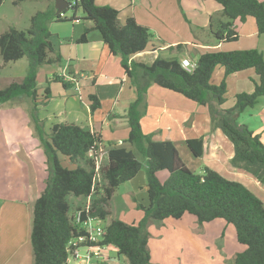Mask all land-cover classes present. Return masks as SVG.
Returning a JSON list of instances; mask_svg holds the SVG:
<instances>
[{
	"label": "trees",
	"instance_id": "trees-1",
	"mask_svg": "<svg viewBox=\"0 0 264 264\" xmlns=\"http://www.w3.org/2000/svg\"><path fill=\"white\" fill-rule=\"evenodd\" d=\"M29 0H16L15 4ZM73 12L71 19L66 12L57 14L55 0L46 11L35 13L27 30L11 27L0 35V55L4 64H11L27 57L29 68L20 82H12L0 89V106L20 104L25 100L31 105L30 118L36 137L44 148L48 178L46 187L33 206L31 246L33 264H65L69 257V243L85 232L74 224L70 198L85 202L77 209L83 210L90 199L91 215L105 225L102 245L114 246L118 255L129 264H152L149 247V227L168 219L180 220L185 215L197 219L200 227L216 220H223L235 229L236 238L244 250L238 253L233 264H264V201L244 184L229 180L208 167L201 174L191 171L179 156L171 141H154L142 129L141 121L148 111V92L152 85L177 93L209 111L213 129H220L234 146L233 167L251 175L264 186V144L261 136L248 126L239 123L247 109H254L264 97V54L258 49L217 51L199 56L196 67L186 70L178 57H158L152 64L132 58L149 48L154 35L149 28L134 18L125 24L119 20V11L109 6H98L96 0H66ZM222 7V20L212 35L218 44L237 42L239 33L236 22L245 23L249 18L256 22L257 33L264 35V2L259 0H214ZM4 0H0V8ZM82 19L90 22L79 43L87 42L91 31H99L104 44L113 56L120 57L122 68L136 98L130 103L126 119L130 129L124 145L109 146L107 161L97 168V153L103 145L99 134L75 124H56L50 133L39 117L40 106L51 97L50 83H62L65 89L73 84L55 76L47 81L43 95L38 88L37 74L45 65L61 64L63 59L55 51L50 25L74 21L79 11ZM184 45L175 48L182 52ZM218 67L224 69L219 84L212 79ZM253 70L257 76L254 90L236 96L235 106L224 109L227 99V77ZM92 112L101 108L96 95H89ZM195 158L204 155V139L186 142ZM93 153V157L89 154ZM60 155L75 168L62 166ZM141 158L143 160H141ZM145 168L149 205L137 203L144 213L138 224H128L108 218L109 202L116 190L133 180ZM167 171L169 178L162 183L158 173ZM100 181H96L97 175ZM87 215L84 213L83 219Z\"/></svg>",
	"mask_w": 264,
	"mask_h": 264
},
{
	"label": "crops",
	"instance_id": "crops-1",
	"mask_svg": "<svg viewBox=\"0 0 264 264\" xmlns=\"http://www.w3.org/2000/svg\"><path fill=\"white\" fill-rule=\"evenodd\" d=\"M32 1L41 2L42 0L25 2ZM259 1L264 2V0ZM22 3L15 5L18 6ZM135 3L136 1L131 0L130 6L127 7L128 4L123 0H96L98 6H109L117 9L121 24H125L128 18H134L140 25L150 29L154 38L149 48L132 58L136 62L145 64H152L158 57L167 59L178 57L177 50L170 49L171 47L184 45L185 48L182 51H185L191 44L188 36L194 22L193 18L196 20V23L194 22L196 27L211 30L212 25L215 29V24L223 19L222 7L214 0H146V8L134 6ZM46 4L47 10L52 7L53 0H47ZM72 17L67 18L71 19ZM82 17L76 14L77 19L74 21L56 22L50 25L54 49L62 56V63L64 60L66 63L64 67L60 66L61 63L45 65L39 69L37 82L38 88H41V90L39 89L40 95H43L46 88L42 84L47 83L55 76L63 77L66 81L71 82L73 87L65 89L62 83L51 81L50 84H58L61 88L55 87L54 89L50 85L51 97L47 100L46 105L40 106L39 117L44 121L47 133H50L56 124H75L89 128L102 138L103 145L99 157L102 154L107 156L109 146H127L125 141L128 139L130 129L126 114L130 103L136 98V93L130 86L122 68L120 57L110 53L99 31H91L87 36V42L79 43L85 27L91 25ZM235 28L239 33V39L234 44L229 43L228 49L224 48L225 44H218L215 40L210 39L204 43L208 46L202 45L201 48L204 52L210 48H216L219 51L258 49L264 54V35H258L254 19L249 18L245 23L236 22ZM197 53L202 54L198 51ZM200 55H198L197 60ZM180 60L192 64L197 62L188 57H182ZM11 64H4L0 55V75L1 70L6 69ZM224 72V69L221 68L217 80L220 83L224 78ZM249 78L251 80L257 79L254 71L252 75H249ZM156 87L158 86H151L148 92V111L141 121L143 131L152 135L154 141L168 140L173 142L180 157L182 156L181 152L184 151L185 155L192 161H197V163L199 161L204 165V168L208 167L229 180L244 184L264 201V186L251 175L242 173L232 166L231 160L235 155L234 146L220 129L212 128L208 109L198 104L193 106V102L182 95L160 87L158 88L161 90H158ZM252 89L253 87H251L250 93ZM83 92L87 95H84ZM89 95H96L101 102V108L95 112L90 109ZM5 106L10 109H3ZM20 106L26 108L27 116H22V113L18 112L17 109ZM0 109L5 111L0 112V166L5 161L6 155L12 154L18 156L21 162L28 163L29 167L33 168L35 175L38 174L33 183L27 181L21 188H18L16 183L11 182L8 176L1 175L0 172V264H33L30 239L33 206L46 187L45 181L48 175H43V173L48 174L46 156L44 152L39 150L41 144L31 122L30 103L24 101V103L15 105L6 104L0 106ZM18 125L19 128H16ZM16 129L20 130V135ZM195 138L204 139V155L198 159L192 155L186 145L188 140ZM60 157L64 156L60 155ZM89 157L91 158V154ZM64 158L69 161L66 157ZM37 160H40L38 165H43L44 168H38ZM141 173L143 170L127 183L133 186L138 178L140 185H143V190L147 193L146 174ZM159 173L157 175L161 182L164 178L167 180L166 176ZM28 174L32 177L31 168ZM116 194L117 190L107 207L110 212L107 222L120 220L113 208ZM133 201L137 209V203H139L137 198L134 197ZM141 204L149 205L148 195L147 202ZM77 208L75 207L74 210ZM187 217H190L188 223L185 224L188 225L185 237L187 234L190 236L187 243L200 251H206L212 247L209 256L219 259V262L207 259V264H233L235 256L244 250V246L238 243L237 238H235V242L228 240L226 232H234L235 229L233 230L225 221L216 220L207 223L203 226V231L198 228L197 219L192 215L188 216L187 214L182 219L175 221L181 223ZM170 220L172 219L166 221ZM166 221L158 230L159 232L162 230L164 233L158 236L159 240L152 239L149 241L152 264L181 263L179 256L171 255L172 250L168 249L167 239L172 235L173 238L176 237L180 240V244L185 243L184 239L182 236L179 239V236L175 235L176 229L173 232L169 231L170 229L166 228ZM211 226L212 229H210ZM210 231L218 232V235L208 237ZM162 249L164 253L160 252ZM110 258L112 260L107 264H124L121 262L116 249L110 251ZM124 259L127 261L126 258Z\"/></svg>",
	"mask_w": 264,
	"mask_h": 264
},
{
	"label": "rangeland",
	"instance_id": "rangeland-1",
	"mask_svg": "<svg viewBox=\"0 0 264 264\" xmlns=\"http://www.w3.org/2000/svg\"><path fill=\"white\" fill-rule=\"evenodd\" d=\"M126 4H128L127 7L130 6L131 4V0H123ZM136 1V3L134 4V6H139V7H143L146 8L147 7V3L146 0H134ZM16 0H4L3 5L0 8V35L5 33L6 31H8L9 28L11 27H16L19 30H27L30 27V20L31 17L39 12V11H45L46 7H47V0H42L41 2H37V1H32V2H25L22 3L18 6L15 5ZM137 4V5H136ZM139 10V9H138ZM79 16H83V12L80 10L77 13ZM66 16L67 17H72L73 16V12L72 11H67L66 12ZM193 21L196 23L195 18H193ZM194 22L192 23L190 32H189V36L188 39L190 41V45H188L187 49L185 51H182L180 53H178V58H182V57H188L189 59L193 60V61H197V57L198 52L202 53L204 52V50L201 48L202 45H207L208 44H204L206 43L207 40H215L214 36L211 33V29L207 28V29H201L199 27H196V25L194 24ZM215 26L217 27V24H215ZM216 29V28H215ZM214 29V30H215ZM56 43V40H54ZM234 44V43H232ZM229 44H225V49H228ZM206 52L204 53H210V52H217L219 51V49L216 48H210L208 50H205ZM203 54V53H202ZM65 60L62 63V67L65 66ZM59 66V67H60ZM28 68H29V60L27 57L23 58L21 61L15 63V64H11L9 67H7L4 70H1V75H0V89L4 88L7 86V84L11 81L13 82H20L22 81L27 73H28ZM220 69L221 67H218L215 71V73L218 74H214L213 77V84H219L220 82H218V77L220 75ZM253 74V71L248 70L244 73H239L237 75H232L227 77L226 79V85H227V94H226V103L224 105V109H231L235 106L236 103V96L238 94L241 93H250V89L251 87H253L252 91L254 90V81L255 80H251L249 78V75ZM10 84V83H9ZM44 87H47V83H43L42 84ZM52 88L55 89V87H60V85L58 84H50ZM154 86V85H152ZM158 90H161L160 88L156 87ZM39 89L41 90V88L39 87ZM55 90H53V93ZM84 95H87L85 92H83ZM26 101V100H25ZM28 102V101H27ZM24 103V102H23ZM193 106H196L197 104L192 103ZM3 109H10L8 106L3 107ZM3 109H0V112H5V111H1ZM26 108L23 106H20L17 110L18 112L22 115V116H27L26 114H28V111L25 110ZM11 115V114H10ZM13 115V114H12ZM29 118V115H28ZM239 123L242 125H246L249 127V129L251 131H253L255 134H258L261 136V141L264 144V97L261 99L260 103L254 108V109H247L240 117L239 119ZM19 128V125L16 127ZM18 135H20V130L16 129ZM1 135V133H0ZM39 150L44 152V148L40 145ZM11 153V152H10ZM182 156L180 157L183 162L186 164V166L194 171L197 174H201L202 170L204 169V165H202L199 161L197 163V161H192V159H189L184 151L181 152ZM60 161L63 167L68 168V169H73L75 168L73 166L72 163H70L69 161H67L64 157H60ZM141 160H143L141 158ZM197 160V159H196ZM40 162V160H37V166H39L38 168H44L43 165H38V163ZM106 163V156H104V158L102 159L101 164H105ZM36 168V166H34ZM32 170V177L29 176L28 171ZM0 172L1 175L4 176H8L10 181L13 183H16L18 188H21V186L24 184V182L27 181H31L33 183V181H35V178H37L38 174L35 175L33 168L29 167L28 163H23L20 161L18 156H13L12 154L10 155H6L5 157V161L1 164L0 166ZM242 172V171H241ZM143 173L145 174V168L143 169ZM141 173V174H143ZM244 173V172H242ZM159 174H163L164 176L167 177V180L169 178V174L167 171H162ZM246 174V173H245ZM43 175H48L43 173ZM101 178H98V181ZM163 179V178H162ZM166 178H164V180L162 181V183L166 182L167 180H165ZM140 179H136L135 183L133 184H129V183H125L123 185H121L118 189H117V194L114 200V212L115 214L119 217V219L125 223L128 224H138L140 223V221H142V219L144 218V213L140 210H137L135 208V202L133 201V198L136 197L137 201L139 203H146L147 202V193L143 190V185H140ZM45 185H46V181H45ZM70 202L72 203V209L74 210V208L77 206L79 207L80 205H82L85 200L83 199H79V200H74L73 198H70ZM71 215H73L71 213ZM191 216V215H188ZM188 219H190V217H187V219H185L184 221H182L181 223H177V221L175 220H170V221H166V228L170 229L169 231L173 232L174 229H176L175 235L179 236V239H184V242H182V244H180V240H178L176 237L173 238L172 235H170L168 237V249H171V255L173 256H179L181 259V263L180 264H207V259L213 261H217L219 262V259L217 258H212L211 256H209V254L212 252L211 249H213L212 247L208 248L206 251H200L199 249H194L193 245L188 244V239H189V234H187V238L185 237L186 234V228L188 227V225H185L186 223H188ZM165 223V222H164ZM161 225L162 223L158 224V223H153L148 231L150 233V240L155 239V241L159 240V235L164 234L162 232V230L159 232L158 230L161 229ZM231 228L234 230V227L232 225H230ZM153 227V228H152ZM198 228H200L201 231H203L204 227H200L198 225ZM213 227L211 226L210 229H212ZM154 230L155 232L153 233ZM166 232V230H165ZM218 232H211L208 237L216 235ZM218 235V234H217ZM226 236L228 237V240L232 241L234 240L235 242V230L234 232L230 231V232H226ZM174 239V240H173ZM211 246V245H209ZM208 247V246H207ZM162 253L163 249L160 251ZM181 254V255H179ZM119 258L121 259L122 263H127V261H125L124 257L119 256ZM74 263V262H72Z\"/></svg>",
	"mask_w": 264,
	"mask_h": 264
},
{
	"label": "built area",
	"instance_id": "built-area-1",
	"mask_svg": "<svg viewBox=\"0 0 264 264\" xmlns=\"http://www.w3.org/2000/svg\"><path fill=\"white\" fill-rule=\"evenodd\" d=\"M182 67L186 70L192 71L196 67V63L192 64L188 61H182ZM72 81H75L72 79ZM100 151L97 153V168L99 169L104 154L99 157ZM91 157L94 156L90 153ZM100 175L96 177V181ZM84 213L87 215L83 219ZM72 221L77 226H80L85 232L69 243V257L65 264H107L112 260L110 258V251L116 248L111 245H102L103 237L105 234L104 222L91 215L90 199L87 201L86 207L83 210L76 209L72 212ZM117 250V249H116ZM74 262V263H72Z\"/></svg>",
	"mask_w": 264,
	"mask_h": 264
},
{
	"label": "water",
	"instance_id": "water-1",
	"mask_svg": "<svg viewBox=\"0 0 264 264\" xmlns=\"http://www.w3.org/2000/svg\"><path fill=\"white\" fill-rule=\"evenodd\" d=\"M70 7V4L66 0H55V9L57 14L66 12Z\"/></svg>",
	"mask_w": 264,
	"mask_h": 264
}]
</instances>
